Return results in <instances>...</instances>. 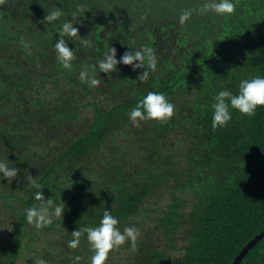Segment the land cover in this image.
<instances>
[{
    "label": "trees",
    "instance_id": "obj_1",
    "mask_svg": "<svg viewBox=\"0 0 264 264\" xmlns=\"http://www.w3.org/2000/svg\"><path fill=\"white\" fill-rule=\"evenodd\" d=\"M210 2L0 0V161L19 170L0 180V264H90L86 233L76 249L68 241L105 209L121 231L140 232L105 264H233L264 231V107L251 117L231 110L216 129L211 119L218 90L264 77V0H233L227 15L200 11ZM53 8L62 15L45 24ZM65 20L90 41L64 37L69 68L54 48ZM145 45L158 58L146 81L131 65L99 72L110 46L119 59ZM148 91L165 94L174 114L134 125L127 113ZM36 191L64 202L63 218L29 224ZM239 264H264V237Z\"/></svg>",
    "mask_w": 264,
    "mask_h": 264
},
{
    "label": "clouds",
    "instance_id": "obj_2",
    "mask_svg": "<svg viewBox=\"0 0 264 264\" xmlns=\"http://www.w3.org/2000/svg\"><path fill=\"white\" fill-rule=\"evenodd\" d=\"M234 9L233 0H211L210 3H205L200 11L207 12L211 10L220 15H227L233 13ZM45 12L43 19L45 24L56 21L62 15V10L59 8H53ZM191 15V10H183L178 18L179 23L184 24L190 19ZM78 32L79 29L68 20H65L59 26V39L56 40L54 48L57 60L65 68L71 66L70 62L74 58V53L64 37H78L83 44L87 45L90 43L86 38H81ZM157 59L155 50L151 46L145 45L139 50L130 48V50L123 52L119 59H117V50L110 46L104 52L103 58L98 61V69L100 73L109 74L118 70V64L131 65L133 71L143 69L136 80H134L143 82L149 78V70H155ZM85 76H87V73L82 71L80 73L81 79H84ZM87 82L90 86H98L100 80L93 74L88 77ZM258 107H264V77L255 76L250 79L240 80L238 91L235 93L227 88H221L214 95L213 103L211 104L212 128L216 129L226 126L232 119L231 110H236L243 115L251 117L255 114ZM173 114L174 105L165 94L157 91H148L146 95L138 100L136 106L128 111L127 116L134 125H139L141 121L146 120L164 122L169 120ZM11 164L13 163L9 159L7 162L0 161V180H7L9 183L17 177L19 170L16 167H10ZM26 180L32 186L39 187L36 178L31 175L28 174ZM34 199L39 201V205L25 209L26 220L29 224H35L36 228H42L50 224L54 218H63L66 207L64 202L54 203L52 198L45 200L42 191H36ZM117 225V218L111 214V210L105 209L98 225L87 226L83 229L79 227L72 232V239L68 241V247L76 249L80 244L82 232L86 233L87 240L93 251V255L90 257V264H105L110 251L114 247L122 245L126 241L134 243L140 235L139 229L135 227H125L121 231ZM80 259V256L75 257L76 261ZM38 264H47V262L40 259Z\"/></svg>",
    "mask_w": 264,
    "mask_h": 264
},
{
    "label": "water",
    "instance_id": "obj_3",
    "mask_svg": "<svg viewBox=\"0 0 264 264\" xmlns=\"http://www.w3.org/2000/svg\"><path fill=\"white\" fill-rule=\"evenodd\" d=\"M264 237V231L255 236L235 258L233 264H239L247 253Z\"/></svg>",
    "mask_w": 264,
    "mask_h": 264
}]
</instances>
